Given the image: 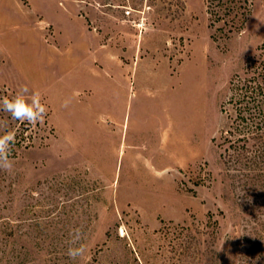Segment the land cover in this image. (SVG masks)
Wrapping results in <instances>:
<instances>
[{
	"label": "rangeland",
	"instance_id": "1",
	"mask_svg": "<svg viewBox=\"0 0 264 264\" xmlns=\"http://www.w3.org/2000/svg\"><path fill=\"white\" fill-rule=\"evenodd\" d=\"M217 3L0 0V97L27 84L48 109L0 111V264H264V160L225 142L264 0L235 31Z\"/></svg>",
	"mask_w": 264,
	"mask_h": 264
},
{
	"label": "trees",
	"instance_id": "2",
	"mask_svg": "<svg viewBox=\"0 0 264 264\" xmlns=\"http://www.w3.org/2000/svg\"><path fill=\"white\" fill-rule=\"evenodd\" d=\"M245 1L218 0L216 4L224 7L225 10H218V13L223 15L221 19L226 25H231V31L240 30L247 21V8L242 10ZM232 14L233 17L226 18ZM259 50L257 58L248 63L246 76L233 82L235 93L230 101L236 111L235 126L227 131L229 136H226L225 142L235 148L237 160H242V151L250 144L255 149L250 156L245 155L246 160H264V42ZM236 133L238 136L232 137Z\"/></svg>",
	"mask_w": 264,
	"mask_h": 264
},
{
	"label": "clouds",
	"instance_id": "3",
	"mask_svg": "<svg viewBox=\"0 0 264 264\" xmlns=\"http://www.w3.org/2000/svg\"><path fill=\"white\" fill-rule=\"evenodd\" d=\"M39 91H30L27 84H21L11 96L0 97V111L7 113L12 120L21 123L27 122L29 125L36 126L43 123L47 115V106L41 102ZM65 101L63 106H67ZM6 121H0V126L6 127ZM16 143V131L7 130L0 134V170L11 171L14 162L11 158V149ZM67 256L71 260H78L88 252L87 246L82 243L83 232L77 227L69 233Z\"/></svg>",
	"mask_w": 264,
	"mask_h": 264
}]
</instances>
